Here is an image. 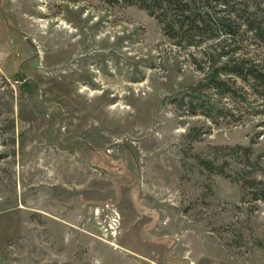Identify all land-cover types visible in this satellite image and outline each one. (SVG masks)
I'll return each instance as SVG.
<instances>
[{"label": "rangeland", "instance_id": "1", "mask_svg": "<svg viewBox=\"0 0 264 264\" xmlns=\"http://www.w3.org/2000/svg\"><path fill=\"white\" fill-rule=\"evenodd\" d=\"M200 48L122 0H0V264H264V201L197 159L264 166V106L171 103Z\"/></svg>", "mask_w": 264, "mask_h": 264}, {"label": "trees", "instance_id": "2", "mask_svg": "<svg viewBox=\"0 0 264 264\" xmlns=\"http://www.w3.org/2000/svg\"><path fill=\"white\" fill-rule=\"evenodd\" d=\"M122 1L146 9L159 21L164 35L178 47H201L202 57L198 61L194 58V62L204 75L196 85L172 98L171 103L177 108L190 115H204L213 122L219 118H234L233 107H216L210 99L203 98V91L207 89L222 98H241L242 103L253 97L264 106V51L263 57L255 51L264 49V3L250 0ZM257 112H264V107ZM229 148L245 161L236 162L238 165L233 168L228 162L220 164L199 156L197 159L207 170L239 183L242 199L264 201V166L250 159L253 146Z\"/></svg>", "mask_w": 264, "mask_h": 264}]
</instances>
